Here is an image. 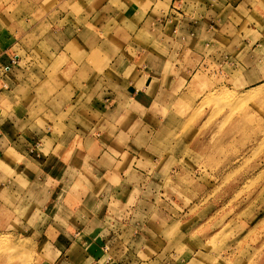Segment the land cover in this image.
I'll return each mask as SVG.
<instances>
[{
    "label": "crops",
    "instance_id": "obj_1",
    "mask_svg": "<svg viewBox=\"0 0 264 264\" xmlns=\"http://www.w3.org/2000/svg\"><path fill=\"white\" fill-rule=\"evenodd\" d=\"M199 68L264 83V0H0V235L30 264H172L150 131Z\"/></svg>",
    "mask_w": 264,
    "mask_h": 264
},
{
    "label": "rangeland",
    "instance_id": "obj_2",
    "mask_svg": "<svg viewBox=\"0 0 264 264\" xmlns=\"http://www.w3.org/2000/svg\"><path fill=\"white\" fill-rule=\"evenodd\" d=\"M209 70L188 85L200 87L196 99H180L153 123L151 218L168 217L172 264H264V83L220 87ZM34 245L3 233L0 264H30Z\"/></svg>",
    "mask_w": 264,
    "mask_h": 264
},
{
    "label": "built area",
    "instance_id": "obj_3",
    "mask_svg": "<svg viewBox=\"0 0 264 264\" xmlns=\"http://www.w3.org/2000/svg\"><path fill=\"white\" fill-rule=\"evenodd\" d=\"M3 84H4V86H7V83H3ZM30 151L32 153H36L37 155H40V152L36 150V147L31 148Z\"/></svg>",
    "mask_w": 264,
    "mask_h": 264
}]
</instances>
